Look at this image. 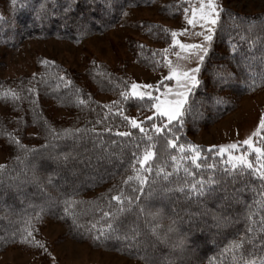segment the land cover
Instances as JSON below:
<instances>
[{"label": "trees", "instance_id": "obj_1", "mask_svg": "<svg viewBox=\"0 0 264 264\" xmlns=\"http://www.w3.org/2000/svg\"><path fill=\"white\" fill-rule=\"evenodd\" d=\"M156 1L72 0L71 10L66 13L64 9L69 0H18L16 5L6 0L5 7H0L3 18L0 20V45L11 46L29 38H56L78 43L111 30L131 8L150 6ZM237 1L240 0H217L225 11L216 26L211 51L198 74L201 84L193 90L192 110L185 113L183 127L177 132L180 142L193 144L192 135L233 112L242 97L264 90V83L258 76L255 87H249L252 84L250 74L264 73V33L257 30L249 34L234 28L229 17L231 13L249 20L264 19V10L243 12L230 5ZM42 3L44 10L40 8ZM191 5L183 0H168L158 7V14L176 19L185 15L183 9ZM137 28L164 48L131 41L129 49L134 63L148 71L159 72L164 63L163 49L174 51L171 29L156 22H141ZM253 40L255 46L250 48ZM232 46L237 49L235 53ZM229 74L231 78L226 84L219 81L218 76ZM130 84V77L120 68L100 62L90 63L81 73L56 63L39 64L37 72L31 75L0 79V149L5 155L1 165L6 166L0 170V253L15 248L33 256L39 264H47L52 245L44 240L42 232L48 223H54L64 228L60 239L112 252L138 264H145L138 255L146 257L149 264H168L169 261L174 264H231L232 253L226 249L234 239L245 235L248 206H251L254 220L259 221L264 215L260 206L264 187L249 175L221 177L219 172L198 170L196 179L201 175L207 179L213 174L219 178V182L212 185V191L191 198L176 190L164 192V188L184 186L181 171L179 178L173 175L171 183L158 181L151 185V195L146 188L141 199L133 201L131 210L119 217L120 232L116 234L119 239L116 235L110 239H94L101 230H106L108 218L104 212H115V207L109 204L110 195L116 194L122 179L130 174L135 150V140L115 135L116 131L129 130L123 126L122 118L115 115L116 109L122 108L124 114L138 119L150 114L145 102L125 101L120 96L121 91H129ZM12 91L19 99H12ZM5 92L9 95L4 96ZM77 95L86 103L79 104ZM100 96L105 100H99ZM113 101L119 104L111 111L104 107L112 105ZM56 111L64 113L57 115ZM106 128H111L112 132ZM49 129L60 134L66 129L86 131L53 139ZM131 131L140 135L138 130ZM12 137L26 149L35 151L26 152ZM258 142L264 147L260 137ZM198 146L203 155L209 157V164L216 162L218 168L224 167L221 158L215 156L217 149L209 154L208 147ZM161 151L158 145V156ZM64 154H70L67 161ZM166 170L171 171V167ZM114 185L117 189L110 193ZM68 199L78 202L69 209L76 216L75 225L72 216L64 211V201ZM157 211L160 214L154 220L150 213ZM29 225V230L44 244L46 251L19 242L21 233ZM153 227L157 235L152 233ZM170 227L174 230L169 231ZM133 228L140 233L135 242L124 238V233ZM182 237L186 239L183 249L175 246ZM262 240L264 233L253 241L257 247L251 259L264 256ZM245 249L247 255L252 245L245 244Z\"/></svg>", "mask_w": 264, "mask_h": 264}, {"label": "snow or ice", "instance_id": "obj_2", "mask_svg": "<svg viewBox=\"0 0 264 264\" xmlns=\"http://www.w3.org/2000/svg\"><path fill=\"white\" fill-rule=\"evenodd\" d=\"M18 0H12V4L16 5ZM184 3L191 5L192 0H183ZM198 7H185L183 9L185 15L184 19L187 25L195 29L199 26L200 31L192 33L197 37H201L199 43H184L177 39L178 36L188 35L189 29L184 28L181 31H171V48H178L179 51H175L174 55L177 57L176 62L168 59L167 54L170 49L165 48L162 51L164 57L163 67L167 68V74L162 76V79L153 85L150 83L139 84L132 82L130 84L129 91H121L120 96L125 100L134 99L137 101H143L146 103L147 110L152 114L145 116L143 119L130 117L124 114L122 108L117 107L115 115L120 116L124 122V127L129 130L116 131L115 135L123 138H131L136 141L134 144V151L132 152V159L130 161V174L123 178L119 190L116 194L110 195L109 204L110 207H115V212H104V216L108 218L106 221V230H101L94 239H110L113 235L120 232L119 217L126 211L131 210L133 201H139L143 196L145 189L149 190L151 195V185L160 182L171 183L170 178L176 175L179 178V173L182 171L184 175V186H179L176 189L164 188V192H170L173 190L184 193L188 198L192 196L200 197L205 195L206 192L212 191V185L219 182V178L216 175H209L207 179L203 175L199 179H196L198 170H211L213 173L219 172L221 177L237 175H249L254 180H258L261 186L264 187V147L256 146L254 141L255 137H260L261 141H264V115H261L256 129L251 135L244 139L242 142L230 143L228 145L219 146L215 152V156H219L220 163L224 165L223 168H218L217 163H208L209 157L203 155L202 150L198 145L191 143H183L181 137L177 135V132L183 127V116L185 113L191 112L193 90L201 84L198 74L201 72V67L204 65L206 58L208 57L216 32V26L220 22L221 14L225 9L217 2V0H197ZM24 5L21 4V7ZM72 0H69L68 6L64 9L67 13L71 10ZM45 5L42 3L40 8L44 10ZM191 12V15H189ZM127 15V13H123ZM229 17L232 20L233 27L246 31L251 34L259 30L264 33V19L238 17L229 13ZM3 18L0 17V20ZM166 33L167 29L164 30ZM259 39V36L257 37ZM256 41L253 40L251 47L255 46ZM139 47H143L140 45ZM232 51H237L235 46H232ZM156 54L153 53V56ZM195 62V67H190ZM45 64L48 62L45 61ZM160 64L159 61H156ZM257 76L261 83H264V73L250 74L252 84L249 87H255ZM229 76H218L221 83L226 84ZM60 79H63L61 77ZM167 82V83H165ZM174 82V84H173ZM67 84H71V81H67ZM32 89H29L31 92ZM79 93V89H77ZM11 97L13 100L19 99L17 93L12 91ZM9 92H5L4 96H8ZM79 104H85L84 100L79 99ZM35 103V101H32ZM119 104V101H113L112 105H105L109 108V111ZM99 123V121H97ZM175 122V123H174ZM108 132H112L111 128L105 129ZM138 130L139 136H136L133 131ZM53 135V139L63 135L67 137L74 132H84L85 129H66L62 134L56 133L54 129H49ZM15 143L26 152L35 151L26 149L24 145L20 144L18 139L12 137ZM161 142H163L161 144ZM115 143V141H114ZM240 144L246 146V151H241L239 155H233L235 151L240 148ZM161 145L162 151L157 153V146ZM217 146H211L207 149L209 154L213 153V149ZM255 154L257 164L254 165L249 157ZM227 154V159H224ZM70 154H64V160L69 159ZM214 159V157H213ZM158 161V162H157ZM157 162V163H153ZM6 166L0 165V170H3ZM171 167V171L166 169ZM129 171V170H126ZM48 182L51 184L52 180L49 177ZM126 188L129 190L126 192ZM117 189L114 185L110 193ZM139 193V195H137ZM114 201L115 205L111 202ZM77 201L68 199L64 201V211L67 215L72 216L73 224H77V219L74 213L70 212ZM260 206L264 209V199L260 201ZM249 211L245 213V220L247 226L245 229V235L240 236L238 239H234L230 242L226 251L232 253L231 264H264V256H260L257 259H251L255 256V249L257 245L253 243L256 237L264 233V215H261L259 221L253 219L254 213L250 211L251 206H248ZM143 212V209H140ZM159 211L150 213L155 220L159 216ZM78 226V225H77ZM25 228L20 236V243L30 244L38 248H45L44 244L39 240H36L33 232ZM171 227L169 231H173ZM154 235H157L156 228H151ZM139 231L136 228L130 230V232L124 233L125 239H130L133 242L136 241L139 236ZM119 239L120 236L116 235ZM186 243L185 238H181L176 247L183 249ZM264 244V240L261 241ZM245 244L252 245V251L245 255ZM47 249L45 248V251ZM138 251V247H137ZM139 259L145 260V264H149L148 260L144 256H139ZM168 264H174L173 261H169Z\"/></svg>", "mask_w": 264, "mask_h": 264}, {"label": "rangeland", "instance_id": "obj_3", "mask_svg": "<svg viewBox=\"0 0 264 264\" xmlns=\"http://www.w3.org/2000/svg\"><path fill=\"white\" fill-rule=\"evenodd\" d=\"M166 1L168 0H157L150 6L131 8L127 15L122 16L120 23L111 30L78 43L56 38H29L11 46L0 45V79L31 75L36 73L39 64H45V61L59 64L67 70L78 73L83 72L90 63L100 62L112 68H120L130 77L131 83L155 85L163 75L167 74V68L162 67L159 72L148 71L134 63L133 54L129 49L131 41L157 48L163 47L142 34L137 28L141 22L160 23L171 31L178 32L188 28V35L177 37L184 43H199L202 39L192 34L200 31L199 26L195 29L191 28L187 25L184 15L176 19H168L158 14V7ZM5 5L6 0H0L2 9ZM230 5L246 13L264 10V0H240ZM191 7H198L197 0H193ZM175 51L179 49L176 48L167 54L168 59L173 62L177 60ZM189 66L195 67V62ZM99 100L104 101L105 98L100 96ZM63 113L56 111L57 115ZM151 114L150 112L149 115ZM261 115H264V90L250 97H242L233 112L216 124L203 128L190 139L194 145H204L208 148L217 146L214 149L230 143L239 144L256 129ZM258 138L255 137L254 141L256 146L260 147ZM246 150V146L240 144V148L233 155H239L241 151ZM224 159H227V154ZM249 159L254 165L257 164L254 153ZM4 161L5 155L0 149V165ZM63 233L64 228L59 224L48 223L45 226L42 236L52 245V253L47 264H138L112 252L93 249L87 244L76 243L63 237L60 239ZM0 264H39V262L33 256L13 248L0 253Z\"/></svg>", "mask_w": 264, "mask_h": 264}]
</instances>
